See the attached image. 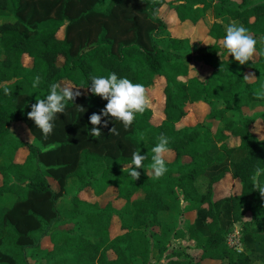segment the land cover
Instances as JSON below:
<instances>
[{"label": "trees", "instance_id": "1", "mask_svg": "<svg viewBox=\"0 0 264 264\" xmlns=\"http://www.w3.org/2000/svg\"><path fill=\"white\" fill-rule=\"evenodd\" d=\"M167 4L181 23L196 25L211 12L216 21L207 27V37L213 43H198L192 55L188 42L173 37L161 16ZM5 14L13 21L0 23V158L7 162L0 164V264H32L30 258L47 262L40 264H152L154 252L164 264H254L250 253L229 245L230 231L222 220L230 205L229 218L241 228L240 242L264 246V197L255 190L264 184V173L254 178L255 168L264 169V138L252 132L258 120L264 123V111L243 114L264 104L258 95L264 91V0H0V17ZM230 21L257 40L258 59L241 65L224 49ZM193 61L211 68V74L190 76ZM247 71L254 82L243 79ZM112 72L145 89L164 80L159 124L151 122L147 103L127 130L107 117V127L104 119L96 126L100 135H90L89 116L107 101L87 85L91 76ZM36 76L40 81L33 87ZM62 82L80 95L56 115L45 139L27 113L51 83ZM199 103L209 107L206 121L179 127L190 106ZM17 122L28 128L33 144L12 132ZM114 126L119 135H110ZM160 134L169 138L174 159L165 160L166 173L156 177L150 157ZM231 139L238 144L231 147ZM212 140L219 142L217 155L211 154ZM23 148L28 154L18 163L16 154ZM133 151L148 154L138 179L124 171ZM213 169L220 172L210 175ZM227 174L240 192L215 200L214 185ZM70 180H77L78 189L64 215L58 202ZM201 182H206L204 192ZM110 189L124 202L120 209L110 201L80 198L90 190L100 199ZM8 195L14 197L10 208L1 202ZM189 213H196L195 220L178 229V218ZM164 216H174L175 222L163 221ZM115 219L117 236L111 232ZM171 240L178 246L193 243L199 260L184 249H170Z\"/></svg>", "mask_w": 264, "mask_h": 264}, {"label": "clouds", "instance_id": "2", "mask_svg": "<svg viewBox=\"0 0 264 264\" xmlns=\"http://www.w3.org/2000/svg\"><path fill=\"white\" fill-rule=\"evenodd\" d=\"M223 47L236 62L244 65L253 56L256 50L257 40L254 39L245 26L235 22L230 23L225 28V35L222 38ZM264 40V36L261 37ZM249 75H245L243 79H249ZM40 81V77L36 76L33 80V87H36ZM264 88V85L261 86ZM91 94L106 100L104 108L99 113H92L89 116V122L93 126L89 129L91 136H99L101 131L97 125H100L102 119L107 117L115 118L120 121L123 128L127 130L136 113H143L147 107V98L145 95V87L141 83H133L125 76H118L116 73H109L107 76L97 75L91 76L87 85ZM67 85L59 83H51L47 95L43 98H37L35 103L31 105L30 111L27 113L28 119L32 120L43 138L52 132L54 128V120L58 113H64L65 107L69 101H73L80 95L79 91H74ZM264 96V91L258 93ZM81 112L85 111L82 107H77ZM108 120L104 119V126L107 127ZM110 135H119L117 128L114 126L109 129ZM169 138L164 134L158 137V143L151 148V170L156 177L164 175L167 171L165 154L170 151ZM148 158L142 155L140 151H133L130 163L124 164V171L130 177L138 179L140 172L138 169L143 168L142 162ZM264 173V169L255 168L254 178ZM264 197V184L255 185Z\"/></svg>", "mask_w": 264, "mask_h": 264}, {"label": "rangeland", "instance_id": "3", "mask_svg": "<svg viewBox=\"0 0 264 264\" xmlns=\"http://www.w3.org/2000/svg\"><path fill=\"white\" fill-rule=\"evenodd\" d=\"M168 2L172 1V0H167ZM236 1H240V0H236ZM165 7V8H164ZM162 10V14L166 16V18L168 19V21L170 22L168 25V29L171 32V35L174 37V35L179 38H182L183 40H186L189 44V46L192 49V55L195 52L196 47L198 46V43H205L203 44L204 46L210 45L208 43V40H206V33H207V23L202 21L196 25H193L191 23H189L188 25H183L181 23L178 22V18L176 16V13L174 12V10L170 7L169 4L165 5ZM4 21H13V18H11L8 14L2 15L0 17V23L4 22ZM167 22V21H166ZM63 36V32L61 31L58 34V37L62 38ZM207 39L211 40L210 38L207 37ZM1 51V50H0ZM252 58L254 60L257 59V54L254 53ZM24 63L27 66L31 65V61L30 59H28L27 57H24ZM207 67V66H205ZM209 69V71L207 69L204 68V66L202 64H199L196 61H193L190 64V75L191 76H196L199 77L200 79H205L209 73H210V68L207 67ZM249 79L251 80V78L253 77L251 73H249ZM62 85H67L68 84L62 82L60 83ZM70 87V86H69ZM71 88V87H70ZM145 95L147 98V103L151 106L152 110H153V118L151 120V122L153 124H159L161 121V118L164 117L163 114V109H164V80L162 78H160L158 80V82L156 83L155 86L145 89ZM263 107V111H264V104H260ZM222 107V106H220ZM261 108L259 107H252L251 109H244L243 110V114L245 116H251L254 115L255 113H259L261 112ZM209 113V107L208 105H206L205 103H199V104H195L190 106V108L188 109V115L187 117L180 123L179 127H184V126H189V125H194L196 123H202L204 121H206L207 115ZM229 116H234L236 117V114L234 113H229ZM21 126H14L13 130L20 136H22V138L24 140H28V139H32L33 142H35L33 136L30 134L28 128L25 126V124L21 123ZM218 123L215 124V127L213 128V132L216 131L215 128H217ZM252 132L257 135L258 138H264V123L261 120H258L253 126H252ZM28 133V137H24L23 135ZM238 144V141L236 139H231L229 141V145H231V147L235 146ZM219 152V142L212 140V149H211V154L212 155H217ZM28 151L26 148L24 149H20L19 150V154L17 157V161L18 162H22L27 155ZM174 159V154L168 152L165 154V160L167 161H172ZM237 160V158H236ZM220 169H213L211 171L210 175L219 173ZM207 176H205L206 178ZM204 178V179H205ZM1 179V178H0ZM1 181V180H0ZM73 180H70L68 187H67V191L65 196L59 200L58 202V207L61 210V212L65 215L71 208H72V200L73 198L76 196L77 194V184L78 182H72ZM206 181V180H205ZM199 188L201 189L202 192L205 191L206 187V182H201L199 185ZM55 187V185H54ZM240 192V188L239 186H237V183L235 181L232 180V178L230 177L229 174L226 175V177L218 184L214 185V199H221V198H227L229 197L231 194L233 193H239ZM89 193V192H88ZM9 199L12 198L14 199L13 196L8 195L6 196ZM85 197H87V199L91 200L92 202H94L96 200V198L94 196H92L91 193L89 194H85ZM116 197V192L114 190H109L108 193L98 199L99 203H106L108 201L112 202L114 207L120 209L123 205L124 202L121 200H118L115 198ZM3 200V199H2ZM4 206H9L10 203L8 200H3L1 201ZM228 212L229 215L226 213L223 215V220H222V226L225 229H228L229 235L227 236V240L228 243L231 247L234 248H239L242 250H238V251H247L248 253H250L252 255V258L254 260V264H264V246L261 244H251V247H249L248 245H243L240 242L241 239V228L239 227V225H234L232 224L231 219L229 218V216L231 217V208L230 205L228 206ZM174 217V216H172ZM171 216H164L162 217L163 221H167L169 223H174L175 222V218H172ZM196 218V213H189V214H185L183 215V217H179L178 221L176 224H178V229H182L186 223V221H194ZM247 220L249 219V217L246 218ZM68 226H70L69 224H67ZM157 231V230H156ZM111 232L113 236H117L119 235L120 232V228L118 223L116 222V219L113 221L112 227H111ZM46 244H44V246L46 248L50 247V244L45 242ZM178 244V243H176ZM183 246H178L175 245V243H173V240H171L169 242V248L170 249H178V250H185V253H187L188 255H190L192 257V259L198 260L200 254L197 250L193 249V243L185 241L181 243ZM217 262V261H216ZM165 262L163 260L160 259L159 255L157 253H153L152 256V264H164Z\"/></svg>", "mask_w": 264, "mask_h": 264}, {"label": "crops", "instance_id": "4", "mask_svg": "<svg viewBox=\"0 0 264 264\" xmlns=\"http://www.w3.org/2000/svg\"><path fill=\"white\" fill-rule=\"evenodd\" d=\"M236 1V0H235ZM237 2H240V1H237ZM165 8V7H164ZM164 8H162L161 9V12H162V10L164 9ZM160 12V13H161ZM161 16L164 18V20L165 21H167V24L169 25V21H168V19L166 18V16L165 15H163L162 13H161ZM216 20L213 18V15H212V13L211 12H209V13H207V15H206V19H205V21L204 22H206L207 23V27H210L214 22H215ZM178 22L179 23H181L179 20H178ZM202 22V21H201ZM218 22H221L224 26L226 25V23L223 21V20H220V21H218ZM228 23H233L232 21H230V22H228ZM181 24H183V25H188L189 24V22H185V23H181ZM206 27V28H207ZM170 29V28H169ZM208 30V29H207ZM174 37H176L175 35H174ZM205 37H206V40H208V43L209 44H212L213 43V41L212 40H209V39H207V33H206V35H205ZM209 38V37H208ZM204 43H205V41H204ZM203 43V44H204ZM254 53H256L257 54V52H254ZM252 58V57H251ZM253 59V58H252ZM257 59H258V54H257ZM254 60V59H253ZM192 63V62H191ZM199 64H202V63H200V62H198ZM203 65V64H202ZM204 66V68L205 69H207L208 71H209V69L207 68V67H205V65H203ZM191 71V70H190ZM211 68H210V73H209V75L211 74ZM249 73H251L252 74V78H251V80L250 79H248V81L249 82H254L255 81V78H254V74H253V72L252 71H247V75H249ZM191 76V75H190ZM194 77V76H193ZM199 78V77H198ZM256 107H260L261 108V112H263V107L262 106H256ZM248 109H250V108H248ZM251 116H253V115H251ZM164 118V117H163ZM163 118H161V121H162V119ZM160 121V122H161ZM21 124V122H17V123H14L12 126H11V130H12V132H14L17 136H19L14 130H13V127L14 126H21L20 125ZM24 137H28V133L27 134H25V135H23ZM22 140H24L23 138H22V136L20 135L19 136ZM24 141H26V142H28V143H31V144H33V141H32V139H28V140H24ZM24 149V148H23ZM18 154H19V151L17 152V154H16V161H17V157H18ZM28 154V153H27ZM26 157H27V155H26ZM26 159V158H25ZM25 159L22 161V162H18V163H23L24 161H25ZM6 163L7 162H5V160L3 159V158H0V164L1 165H6ZM230 175V174H229ZM230 177H231V175H230ZM91 193L92 194V196H94V194H93V192L92 191H90V190H84L83 192H81L80 193V198L82 199V200H85V201H88V202H91V203H94V202H97L98 201V199L99 198H97V197H95L96 198V200L94 201V202H92L91 200H89V199H87V197H85V194H89V193ZM3 200H8L9 201V203H10V205H9V208L13 205V203H14V199H12V198H8V197H4V199ZM122 201V200H121ZM107 203V202H106ZM105 204V203H104ZM237 250H242V249H239V248H236ZM199 252V251H198ZM241 252V251H240ZM199 254H200V252H199ZM198 260H199V258H198ZM198 260H195V261H198ZM29 261L32 263V264H40V263H47L46 261H44V260H39V261H35L34 259H32V258H30L29 259ZM202 264H222L221 262H219V261H211V260H205V261H203L202 262Z\"/></svg>", "mask_w": 264, "mask_h": 264}]
</instances>
